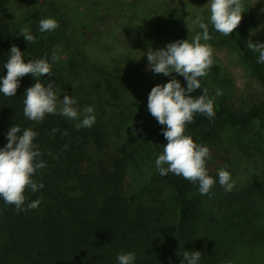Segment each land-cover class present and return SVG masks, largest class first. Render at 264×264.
<instances>
[{
	"label": "trees",
	"instance_id": "16d2710c",
	"mask_svg": "<svg viewBox=\"0 0 264 264\" xmlns=\"http://www.w3.org/2000/svg\"><path fill=\"white\" fill-rule=\"evenodd\" d=\"M14 1L0 0V264H264L263 138L226 146L218 175L206 152L221 125L264 131V98L236 112L203 83L219 33L264 91L238 6ZM95 12L122 23L87 36ZM170 129L183 169L156 161Z\"/></svg>",
	"mask_w": 264,
	"mask_h": 264
},
{
	"label": "rangeland",
	"instance_id": "374dc122",
	"mask_svg": "<svg viewBox=\"0 0 264 264\" xmlns=\"http://www.w3.org/2000/svg\"><path fill=\"white\" fill-rule=\"evenodd\" d=\"M166 1L169 3V6L180 10L183 9L185 13L190 12L194 17L204 16L206 10L207 13L209 12L208 6H211L208 5V0ZM230 1L238 6L240 10L236 17L238 20L236 31L244 37L248 46L264 61V0ZM83 5L82 6L87 12L92 9L91 1L86 0ZM14 7L18 9L16 15H19L24 10L22 8L23 5L19 0L14 1ZM104 11H107V9ZM86 19L89 20L87 21L88 27L85 32L87 36H91L93 29L98 33L105 30L106 33L109 34L114 25L119 26V24L122 23L119 15L113 17L112 14L109 13H88ZM110 24H112V26ZM115 35L118 42L122 45H126V47L133 45L130 40L125 37L123 38L121 34L116 32ZM211 38H209V44L207 46L211 52L210 62L218 67L220 74L208 76L203 73L202 78L212 100L218 104L225 105L236 112H242L248 106L260 103L264 98V91L258 84L253 70L242 59L234 44L228 42L225 34H213ZM136 47L137 46L133 47L132 52L135 53L137 51ZM140 55L141 54L139 53L138 56ZM150 114H153L151 110ZM258 125H260L259 128L262 127L264 130V124L263 126L262 124ZM253 127L258 128L257 125ZM255 128L250 130L251 134L253 132V135L250 138L248 134H242L226 125H221L218 128L213 141L206 147L207 156L211 162L213 173L216 175L221 173V168L226 163V152L224 151V148L230 146V143L236 145L254 144V139L259 140L263 138L262 143L264 144V131L257 133ZM163 132V134L167 136V139H165L166 146L163 147L161 151L162 156L157 158L156 161H159L160 166L165 169L178 170L180 168H185L188 164L187 158L172 150V144L170 143L173 134L172 130L170 129ZM260 154H264V152ZM230 185L231 181H228L226 187H230ZM261 228L264 234V220Z\"/></svg>",
	"mask_w": 264,
	"mask_h": 264
}]
</instances>
